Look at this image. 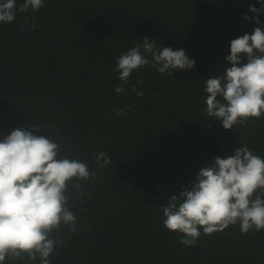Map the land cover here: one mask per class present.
I'll return each instance as SVG.
<instances>
[{
    "label": "trees",
    "instance_id": "trees-1",
    "mask_svg": "<svg viewBox=\"0 0 264 264\" xmlns=\"http://www.w3.org/2000/svg\"><path fill=\"white\" fill-rule=\"evenodd\" d=\"M250 5L261 7L258 0H45L38 12L0 23V140L44 125L35 134L56 136L96 174L81 182L82 197H70L78 231L53 234L52 264H264V230L230 226L185 246L161 211L215 157L243 145L264 157V116L225 130L205 112L204 80L228 66L233 39L264 26V14L260 25L244 19L257 15ZM144 36L184 49L195 67L161 75L145 66L118 94L116 60ZM120 109L127 111L116 116ZM100 152L112 160L105 169L92 158Z\"/></svg>",
    "mask_w": 264,
    "mask_h": 264
},
{
    "label": "clouds",
    "instance_id": "clouds-1",
    "mask_svg": "<svg viewBox=\"0 0 264 264\" xmlns=\"http://www.w3.org/2000/svg\"><path fill=\"white\" fill-rule=\"evenodd\" d=\"M261 7L250 5L244 19L260 25ZM45 0H0V23L15 22L18 13L38 12ZM25 23L29 17H24ZM38 27L32 23L34 31ZM246 59V62H245ZM228 66L220 76L204 80L206 116L221 122L225 130L243 126L264 116V26H254L251 34L233 39ZM196 61L184 49L173 50L144 36L126 52H121L112 69L122 82L115 91L123 94L129 78L145 66L161 75L191 70ZM130 90L144 95L136 85ZM127 109L114 114L123 115ZM16 128L0 140V264L19 260L32 264H52L57 246L53 234L67 226L76 232L77 217L70 210L73 192L83 196L82 183L95 177L86 162L72 159L53 136L37 135L44 125ZM96 166L112 163L106 152L93 154ZM163 225L181 236L180 243L194 246L201 234L213 235L230 226L242 234L264 230V157L247 145L238 146L226 158L217 156L204 164L194 180L161 206Z\"/></svg>",
    "mask_w": 264,
    "mask_h": 264
}]
</instances>
